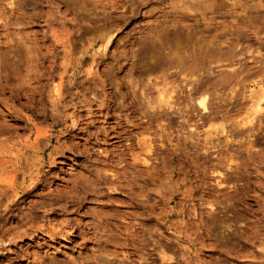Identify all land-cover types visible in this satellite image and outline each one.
Segmentation results:
<instances>
[{
  "label": "rangeland",
  "instance_id": "obj_1",
  "mask_svg": "<svg viewBox=\"0 0 264 264\" xmlns=\"http://www.w3.org/2000/svg\"><path fill=\"white\" fill-rule=\"evenodd\" d=\"M12 1L0 264H264V0Z\"/></svg>",
  "mask_w": 264,
  "mask_h": 264
},
{
  "label": "bare ground",
  "instance_id": "obj_2",
  "mask_svg": "<svg viewBox=\"0 0 264 264\" xmlns=\"http://www.w3.org/2000/svg\"><path fill=\"white\" fill-rule=\"evenodd\" d=\"M10 2V1H9ZM15 1L13 0L11 3L13 4ZM10 3V4H11ZM6 5V4H5ZM15 5V4H14ZM201 5H203V3L201 4ZM1 6V5H0ZM4 6V5H3ZM15 7V6H14ZM8 8V7H7ZM3 13H0V22H2V20H4L5 18H4V16H5V14H4V16L2 15ZM2 16H3V19H2ZM5 21V20H4ZM7 21V20H6ZM3 23V22H2ZM5 24H7L6 22H5ZM4 24V25H5ZM7 34V33H6ZM137 63V62H136ZM134 64V63H133ZM132 69V68H131ZM159 80V79H158ZM164 81V80H163ZM162 81V82H163ZM167 81V80H166ZM171 82V81H170ZM48 84V83H47ZM63 84V83H62ZM153 84H155V83H153ZM172 84V83H171ZM61 85V84H60ZM160 85H161V82H160ZM60 87V86H59ZM153 87V86H152ZM62 88H63V86H62ZM169 89V88H168ZM57 90V89H56ZM62 90V89H61ZM60 88H58V91H59V93H58V95H61L62 93H60ZM57 91V92H58ZM142 94H143V92H142ZM145 95V94H144ZM160 95H161V97H162V99H161V103L162 102H165V104H166V106H168L169 108H171V107H174L173 105H174V103H172V102H175L174 100H172V95L170 94V93H168L167 92V89H164L161 93H160ZM174 96V95H173ZM263 96L264 95H262V94H258L257 95V103H256V105H255V107L257 108V110L259 109V108H261V101L263 100ZM61 97V96H60ZM144 97V96H143ZM134 98V97H133ZM190 98V96L188 97V99ZM84 99V98H83ZM137 99V98H136ZM174 99V98H173ZM58 100V99H57ZM66 100V99H65ZM150 100V99H149ZM155 101V100H154ZM158 101H159V99H158ZM207 95L205 94V95H203V97H201L200 99H199V105L202 107V109L203 110H206L207 108H208V104H207ZM60 103V102H59ZM150 104L152 103V102H149ZM159 103H160V101H159ZM158 103V104H159ZM163 104V103H162ZM162 104L161 105H158V106H156V107H161L162 106ZM57 105H59V104H57ZM107 105V104H106ZM153 105H154V103H153ZM177 105V104H176ZM64 106V105H63ZM65 107V106H64ZM152 108H155V106H152ZM59 109V108H58ZM58 109H57V111H58ZM260 111V110H259ZM138 112V111H137ZM171 112V111H170ZM66 113V112H65ZM169 113V112H168ZM153 114V113H152ZM157 114V113H156ZM165 115V114H164ZM69 116V115H68ZM162 116V115H161ZM160 116V117H161ZM251 116V115H250ZM61 117V116H60ZM147 117V116H146ZM152 117V116H151ZM66 118V117H65ZM65 118H63V119H65ZM60 119H62V118H60ZM252 119V118H251ZM149 120V119H148ZM164 120V119H163ZM67 122V121H66ZM78 123V122H77ZM124 130V129H123ZM223 130V129H222ZM45 133V132H44ZM43 134V133H42ZM42 134H40V135H42ZM46 134V133H45ZM48 135V134H47ZM46 137V136H45ZM127 137V136H126ZM133 137V136H132ZM52 139V138H51ZM39 146V145H38ZM128 146V145H127ZM126 148V147H125ZM155 148V147H154ZM57 149V148H56ZM120 152H123V151H120ZM125 152V151H124ZM128 152V151H127ZM156 153V152H155ZM122 156H123V154H121ZM149 156V155H148ZM155 156V155H154ZM146 158V157H145ZM39 159V158H38ZM37 159V160H38ZM124 159V158H123ZM154 159V158H153ZM156 159H158V158H156ZM128 160V159H127ZM147 161H149V160H147ZM154 161V160H153ZM152 162V161H151ZM118 163V162H117ZM128 163V162H127ZM154 164H155V162H154ZM144 165V164H143ZM134 166H136V165H134ZM124 167V166H123ZM103 168V167H102ZM113 168V167H112ZM125 168V167H124ZM150 168V167H149ZM156 168V167H155ZM105 169V168H104ZM137 169V168H136ZM97 170V169H96ZM117 170V169H116ZM124 170V169H123ZM100 171H102V170H100ZM118 171H120V170H118ZM154 171V170H153ZM104 172V171H103ZM107 172H109V171H107V170H105V172L104 173H99L98 174V176H102L103 175V177L105 178V177H108V174H107ZM127 172V171H126ZM118 173H121V172H117V174ZM131 173V172H130ZM144 173V172H143ZM116 174V175H117ZM134 174H136V173H134ZM115 175V173H114V176H116ZM121 175V174H120ZM124 175V174H123ZM132 175V174H131ZM139 175V174H138ZM96 176V175H95ZM133 176V175H132ZM136 176V175H135ZM142 176V175H141ZM118 177V176H117ZM94 178V177H93ZM103 178V179H104ZM123 178V177H122ZM99 179V178H98ZM107 179V178H106ZM109 179V178H108ZM113 179V178H112ZM134 179V178H133ZM12 180H13V178H12ZM105 180V179H104ZM31 181H34V180H31ZM112 181V183H114L115 184V188H114V190H116V191H119V189L120 188H123V187H125V185H123V183L121 182L122 180L120 179V176H119V179H114V180H111ZM110 181V182H111ZM15 182V181H14ZM96 182V181H95ZM17 184V183H16ZM132 184V183H131ZM14 185V184H13ZM21 185V184H20ZM97 185V184H96ZM129 185H130V183H129ZM128 186V185H127ZM10 187V186H9ZM128 187H130V186H128ZM19 188V187H18ZM125 188H127V187H125ZM14 189V188H13ZM17 188H16V186H15V190H16ZM11 191V190H10ZM5 194H9V193H6V192H4ZM11 193V192H10ZM10 195V194H9ZM0 196H1V194H0ZM3 196V195H2ZM6 197V196H5ZM131 197H132V195H131ZM2 198V197H1ZM134 198V197H133ZM3 200V199H2ZM6 208H7V205H6ZM129 215V214H128ZM59 227V226H58ZM56 228H57V226H56ZM60 228V227H59ZM59 231V230H58ZM1 233V232H0ZM6 235V234H5ZM4 237V236H3ZM0 238H1V236H0ZM3 239V238H2ZM2 239H0V241H2Z\"/></svg>",
  "mask_w": 264,
  "mask_h": 264
}]
</instances>
